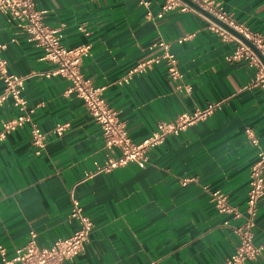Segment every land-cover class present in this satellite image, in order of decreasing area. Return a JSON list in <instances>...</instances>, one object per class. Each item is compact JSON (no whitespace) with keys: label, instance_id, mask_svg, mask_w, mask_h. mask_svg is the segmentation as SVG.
Returning a JSON list of instances; mask_svg holds the SVG:
<instances>
[{"label":"crops","instance_id":"obj_1","mask_svg":"<svg viewBox=\"0 0 264 264\" xmlns=\"http://www.w3.org/2000/svg\"><path fill=\"white\" fill-rule=\"evenodd\" d=\"M138 1L34 0L45 11L44 23L60 27L64 46L91 44L82 74L105 87L107 103L133 141L183 111L212 102H221L220 108L167 136L144 168L129 163L93 173L94 163L105 157L99 125L81 99L64 93L66 80L44 76L53 65L0 13L3 56L11 72L25 77L23 96L34 109L30 122L0 140V244L7 258L31 231L38 246L72 234L77 222L70 217L71 196L94 225L83 251L63 264H221L234 251L232 227L241 220L217 212L210 191H222L244 210L256 153L244 129L252 128L264 146V88L251 86L254 68L228 60L233 44L211 32L202 15L174 10L159 19L164 0H145L148 7ZM216 2L236 22L264 35V0ZM156 41L169 43L182 77L170 80L160 62L118 84L128 68L161 51L150 48ZM16 114L11 101L0 105V130ZM57 124H68L62 136L52 132ZM32 125L47 133L42 149L30 140ZM184 178L194 180L182 185ZM253 233L255 244L264 240V196ZM250 264H264V252Z\"/></svg>","mask_w":264,"mask_h":264},{"label":"built area","instance_id":"obj_2","mask_svg":"<svg viewBox=\"0 0 264 264\" xmlns=\"http://www.w3.org/2000/svg\"><path fill=\"white\" fill-rule=\"evenodd\" d=\"M188 1L164 0L156 17L160 19L167 12L174 10L196 12L202 15L211 32L221 40L233 44L228 60L244 61L254 68L255 74L251 86L264 88V63L257 54L258 52L264 58V35L253 32L244 24L236 22L216 0ZM138 2L145 7L149 6L148 1L139 0ZM192 4L211 15L213 19ZM0 13L7 16L10 22L20 26L26 33V40L42 50V59L53 65L44 76L66 80L68 85L64 93L74 94L81 99L85 109L99 125L105 157L103 163H94L93 173L108 172L129 163L135 164L138 168H144L149 161L150 152L161 145L167 136L178 135L189 126L207 119L221 106V102H212L203 108L183 111L173 120L158 121L155 129L148 136L135 142L130 138L125 126L118 121L116 111L107 103L104 97L105 87L94 85L82 74V61L89 55L91 44L64 46L61 42L60 27H50L44 23L45 11L37 9L34 0H0ZM146 16L152 17L150 11L146 12ZM190 36H183L177 39V42L181 43ZM153 47H158L161 51L128 68L117 81L118 84H128L134 74L144 73L160 62L165 63L167 76L170 80L176 82L182 77L178 70L177 59L169 50V43L156 41L150 46V48ZM5 48V44L0 42V83L2 85L0 105L11 101L17 114L2 121L0 140L30 122L34 112L23 96L25 77L9 70L8 61L3 56ZM177 88L190 90L188 86L183 87L181 84H177ZM67 125L57 124L52 132L56 136H62ZM244 134L248 142L256 148L255 159L249 169L244 210L240 211L236 206L230 204L228 195L222 191L217 189L210 191V202L217 212L241 220L238 225L232 227L237 237V245L221 264H250L264 252V240L258 244L253 241L258 202L264 196V146H261L252 128L246 127ZM30 140L33 145L42 149L47 142V133L38 126L32 125ZM192 180L194 178H184L181 180V184L185 185ZM70 217L77 222L72 234L64 238H57L48 246L37 245L34 231L30 232L28 242L16 249L12 258L6 257L5 248L0 244V264H63L65 261L72 260L83 251L94 223L90 217L83 213L81 205L74 196H71ZM224 224H227V221Z\"/></svg>","mask_w":264,"mask_h":264},{"label":"water","instance_id":"obj_3","mask_svg":"<svg viewBox=\"0 0 264 264\" xmlns=\"http://www.w3.org/2000/svg\"><path fill=\"white\" fill-rule=\"evenodd\" d=\"M186 1H188V0H186ZM189 2V1H188ZM193 5V4H192ZM194 7H196L198 10H200L202 13H204L205 15H207V16H209V17H211L212 19H213V17L211 16V15H209L208 13H206L205 11H203V10H201L200 8H198L197 6H195V5H193ZM257 52V51H256ZM257 54L259 55V57H260V59H261V61H262V63H264V58H262V56L257 52Z\"/></svg>","mask_w":264,"mask_h":264}]
</instances>
